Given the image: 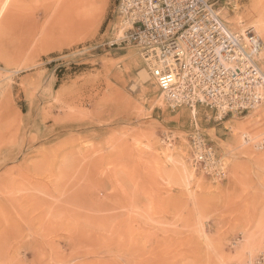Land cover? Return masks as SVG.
<instances>
[{
	"label": "rangeland",
	"instance_id": "rangeland-1",
	"mask_svg": "<svg viewBox=\"0 0 264 264\" xmlns=\"http://www.w3.org/2000/svg\"><path fill=\"white\" fill-rule=\"evenodd\" d=\"M115 4L0 0V264H246L264 252V106L169 105L117 46ZM219 4L264 71V0Z\"/></svg>",
	"mask_w": 264,
	"mask_h": 264
},
{
	"label": "built area",
	"instance_id": "built-area-1",
	"mask_svg": "<svg viewBox=\"0 0 264 264\" xmlns=\"http://www.w3.org/2000/svg\"><path fill=\"white\" fill-rule=\"evenodd\" d=\"M219 1L116 0L123 28L116 44L137 51L172 107L243 117L264 106V71L257 63L263 42L254 28L230 29ZM194 142L196 159L203 161L206 155Z\"/></svg>",
	"mask_w": 264,
	"mask_h": 264
},
{
	"label": "bare ground",
	"instance_id": "bare-ground-1",
	"mask_svg": "<svg viewBox=\"0 0 264 264\" xmlns=\"http://www.w3.org/2000/svg\"><path fill=\"white\" fill-rule=\"evenodd\" d=\"M123 32V31H122ZM122 36V33H121ZM120 37V36H119ZM121 38V37H120ZM259 56V55H258ZM258 60V59H257ZM140 78L145 79L148 75L146 71L141 70ZM194 112V111H193ZM259 257V258H258ZM246 264H263L264 263V252H262L259 256L249 257L246 261Z\"/></svg>",
	"mask_w": 264,
	"mask_h": 264
}]
</instances>
